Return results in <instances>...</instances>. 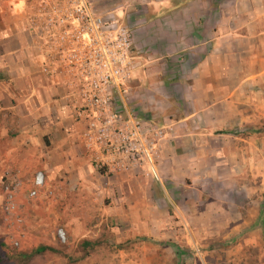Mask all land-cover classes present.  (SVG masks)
Segmentation results:
<instances>
[{"label": "rangeland", "instance_id": "1", "mask_svg": "<svg viewBox=\"0 0 264 264\" xmlns=\"http://www.w3.org/2000/svg\"><path fill=\"white\" fill-rule=\"evenodd\" d=\"M90 1L133 30L151 9L145 0ZM5 49L0 42V264H264L263 99L237 102L232 124L221 122L227 116L212 124L219 155L196 173L162 178L145 164L110 171L96 165L75 113L80 125L70 132L39 121L52 110L26 105ZM130 104L117 97L115 109L155 126L178 113L167 107L155 123ZM71 133L82 141L70 142L72 164ZM39 246L49 249L22 257Z\"/></svg>", "mask_w": 264, "mask_h": 264}, {"label": "crops", "instance_id": "2", "mask_svg": "<svg viewBox=\"0 0 264 264\" xmlns=\"http://www.w3.org/2000/svg\"><path fill=\"white\" fill-rule=\"evenodd\" d=\"M52 1L0 0V42L26 105L35 102L45 113L52 110L40 119L32 114L30 123L54 121L68 132L70 125L80 124L74 119V83L62 50L65 27L58 24V6ZM145 2L151 9L132 29L136 67L124 105L133 104L155 123L153 117L165 108L178 111L167 122L155 167L162 178L196 173L219 155L211 146L212 124L220 116L228 117L223 124L235 122L237 102L253 107L257 98L264 100V0ZM78 135L67 138L64 150L71 164L77 151L70 142L77 146ZM183 204L189 207L190 202Z\"/></svg>", "mask_w": 264, "mask_h": 264}, {"label": "built area", "instance_id": "3", "mask_svg": "<svg viewBox=\"0 0 264 264\" xmlns=\"http://www.w3.org/2000/svg\"><path fill=\"white\" fill-rule=\"evenodd\" d=\"M63 25L67 71L71 74L76 119L84 124L82 138L97 166L126 171L145 164L156 169V151L168 126H155L115 109L122 106L136 67L132 28L115 14L98 11L90 0H53ZM104 169V168H103Z\"/></svg>", "mask_w": 264, "mask_h": 264}, {"label": "trees", "instance_id": "4", "mask_svg": "<svg viewBox=\"0 0 264 264\" xmlns=\"http://www.w3.org/2000/svg\"><path fill=\"white\" fill-rule=\"evenodd\" d=\"M100 173L104 174L105 173V169L101 168L99 169ZM87 244H89V241H85ZM46 249H49L48 247L46 246H39L35 249H33L32 251L30 252H23L22 253V257L25 259V260H29L30 258H32L34 255L36 254H39L43 251H45Z\"/></svg>", "mask_w": 264, "mask_h": 264}]
</instances>
